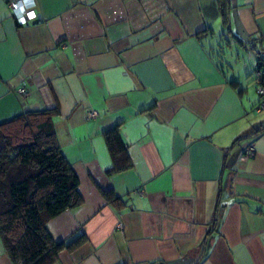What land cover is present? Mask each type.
Returning <instances> with one entry per match:
<instances>
[{
	"label": "crops",
	"instance_id": "1",
	"mask_svg": "<svg viewBox=\"0 0 264 264\" xmlns=\"http://www.w3.org/2000/svg\"><path fill=\"white\" fill-rule=\"evenodd\" d=\"M11 1L0 0V123L49 110L79 182L81 203L47 223L66 245L52 264H264L251 74L264 0H33L24 25ZM108 132L130 165L116 169ZM0 264H14L1 236Z\"/></svg>",
	"mask_w": 264,
	"mask_h": 264
},
{
	"label": "trees",
	"instance_id": "2",
	"mask_svg": "<svg viewBox=\"0 0 264 264\" xmlns=\"http://www.w3.org/2000/svg\"><path fill=\"white\" fill-rule=\"evenodd\" d=\"M251 72L259 83L256 89L264 86V57ZM106 140L116 169L130 165L119 135L108 132ZM78 184L59 147L49 110L25 112L0 123V236L14 264L56 260L66 245L52 237L47 223L81 203Z\"/></svg>",
	"mask_w": 264,
	"mask_h": 264
},
{
	"label": "built area",
	"instance_id": "3",
	"mask_svg": "<svg viewBox=\"0 0 264 264\" xmlns=\"http://www.w3.org/2000/svg\"><path fill=\"white\" fill-rule=\"evenodd\" d=\"M33 0H15L11 1L8 4L9 9L11 10L12 16L19 25L27 24L37 18V14L33 9ZM258 74V73H257ZM258 83V81H257ZM259 84V83H258ZM19 95L25 96L27 90L24 86L20 87L17 90ZM258 100L254 105V110L261 111L264 110V86L259 85L257 88ZM87 117H95L97 112L95 110H89L86 113ZM254 154V148L252 146L248 147L245 156H252ZM135 193L138 196L143 195V189H136ZM117 228L122 229V223H117Z\"/></svg>",
	"mask_w": 264,
	"mask_h": 264
},
{
	"label": "rangeland",
	"instance_id": "4",
	"mask_svg": "<svg viewBox=\"0 0 264 264\" xmlns=\"http://www.w3.org/2000/svg\"><path fill=\"white\" fill-rule=\"evenodd\" d=\"M229 40H230V39H229ZM231 44H232V43H231ZM224 46L227 47L225 43H224ZM228 51H230L229 47H228ZM226 57H227L228 60H229V59H230V54L227 53V54H226ZM234 57H235V56H234ZM229 62L231 63V65H232L235 69L237 68V67H236V64H237L236 62H238V59H237V58H234V60H231V59H230Z\"/></svg>",
	"mask_w": 264,
	"mask_h": 264
},
{
	"label": "water",
	"instance_id": "5",
	"mask_svg": "<svg viewBox=\"0 0 264 264\" xmlns=\"http://www.w3.org/2000/svg\"><path fill=\"white\" fill-rule=\"evenodd\" d=\"M37 18H38V16H37ZM37 18H36V19H37Z\"/></svg>",
	"mask_w": 264,
	"mask_h": 264
}]
</instances>
